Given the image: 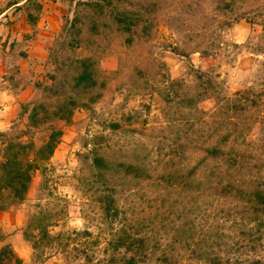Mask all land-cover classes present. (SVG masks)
<instances>
[{
    "label": "rangeland",
    "instance_id": "obj_1",
    "mask_svg": "<svg viewBox=\"0 0 264 264\" xmlns=\"http://www.w3.org/2000/svg\"><path fill=\"white\" fill-rule=\"evenodd\" d=\"M51 6L43 72L20 75ZM6 10L1 86L35 94L0 133L2 157L55 137L24 200L0 192V264H128L131 224L154 247L143 264H264V0H0ZM23 16L24 36L4 37ZM41 105L58 112L34 125Z\"/></svg>",
    "mask_w": 264,
    "mask_h": 264
},
{
    "label": "trees",
    "instance_id": "obj_2",
    "mask_svg": "<svg viewBox=\"0 0 264 264\" xmlns=\"http://www.w3.org/2000/svg\"><path fill=\"white\" fill-rule=\"evenodd\" d=\"M27 19L31 21L29 14L27 15ZM88 67L87 61H82L81 68L83 71L78 79H76L77 85H83L84 87L90 85L92 77L90 73H87ZM36 110L41 114V119L36 118ZM32 112L31 123L37 125L49 120L52 116L55 117L58 111L54 106L41 105L37 109H33ZM54 137L55 135H51L49 141L37 150L27 149L25 146L8 145L5 147L3 154L4 161L0 163V192L8 190L11 193L10 196H7L8 206L21 203L24 200V194L31 181V174L34 168L33 162L44 158V153H47L48 156L53 153ZM29 153H33L32 157H30ZM2 208L4 207H0V209ZM128 231L129 233L125 237L128 241L125 243H127L128 251L131 253L128 264L146 263L145 260H140L139 255L145 256L149 254L154 247L148 244V235L145 233V228H143L144 232H142L138 226L134 227L131 224Z\"/></svg>",
    "mask_w": 264,
    "mask_h": 264
},
{
    "label": "crops",
    "instance_id": "obj_3",
    "mask_svg": "<svg viewBox=\"0 0 264 264\" xmlns=\"http://www.w3.org/2000/svg\"><path fill=\"white\" fill-rule=\"evenodd\" d=\"M8 11H3L0 13V19L5 18ZM26 17H20L19 19L14 18V22L10 27V31L5 33L6 38L20 40L27 31L25 29L29 26L25 19ZM59 11L55 6H51L46 13L42 14L36 21L35 28L38 31L36 34H32V37L28 39L27 45L24 48L25 54L18 57L17 64H19V74L22 71L24 75L29 78H37V71L43 72V70H37L35 67H39L37 64H44L48 56V48L54 35L59 31ZM21 26V27H20ZM30 28V27H29ZM2 38L0 33V43L5 40ZM6 47L4 50H7ZM3 55L4 52L2 53ZM4 61L2 55L0 56V72L4 70ZM43 68V67H42ZM33 72H36L32 75ZM39 72V73H40ZM1 75V74H0ZM0 80H3L0 76ZM0 83V133L6 130V127L12 124V121L16 118L17 109L28 103L35 94V88L33 82L21 83L19 86H8L2 87ZM16 87V88H15ZM8 88V89H6ZM0 147H2L0 141ZM2 149L0 148V162L2 161Z\"/></svg>",
    "mask_w": 264,
    "mask_h": 264
}]
</instances>
